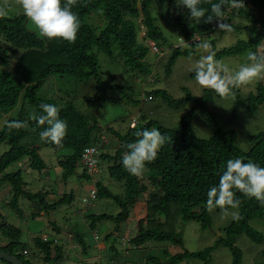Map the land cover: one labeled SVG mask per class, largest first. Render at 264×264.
I'll use <instances>...</instances> for the list:
<instances>
[{
  "label": "trees",
  "instance_id": "1",
  "mask_svg": "<svg viewBox=\"0 0 264 264\" xmlns=\"http://www.w3.org/2000/svg\"><path fill=\"white\" fill-rule=\"evenodd\" d=\"M152 1L79 0L78 5L72 10L78 14L81 27L75 43L72 44L59 39L48 41L45 37L34 34L26 27L25 21L28 18L24 14L0 19V116L8 115L18 109L17 114L6 121H27L29 125L27 129L9 131L5 121L0 127V145L8 146V149L0 154V182L10 186L12 197L9 204L18 213L17 200L19 197L30 201L40 198L39 201L42 202L41 197L46 193H30L20 171L4 173L9 165L26 159L31 169L41 171L44 169L45 163L39 155V150L41 147H47L55 151H70L68 155L57 161V166L65 174H72L78 165V159L83 149L98 143L102 145L100 161L109 164L107 167L109 178L123 183L124 194L121 198L113 195L96 181V198L111 199L117 204L120 211L115 217L106 214H90L87 217L91 227L93 228L96 222L112 221L115 225L113 233L117 232L115 236L120 235V227L128 221L130 208L137 203V198L146 191L153 190V195H156V198L153 202H148V213L144 220L151 224L146 230L140 228L139 234L130 239L127 245L126 242H122V238L121 244L141 248L146 242L157 241L170 242L183 248L182 240L176 231L151 229L162 228L161 222H155L156 218L164 220L163 228H166L177 217L184 221H197L203 229L209 228L211 218L205 209L207 192L210 187L218 185L220 175L226 170V162L229 159L242 158L246 163L251 161L264 167V131L249 137L251 147L248 151L239 149L235 145V132L232 130L222 131L215 116L206 110V103L212 99L213 95H217L214 91H205L200 97L186 94L177 100L169 97L164 90L149 92L147 97L150 96L151 100L154 97H161L172 109L183 108L189 103H193V107L180 118L175 129H169L154 119H148L147 116H151L150 113H139L137 120L139 124L136 121L135 128L130 126L129 120L128 129L123 134L109 126L106 127L105 133L111 135L118 143L117 147L108 152L105 150L107 147L109 148L110 143L105 145V137L102 136L103 132L99 129L93 112L80 111L71 102L62 103L58 101L59 99L46 98L42 93L39 94L45 81L54 75L70 76L79 82L87 81L92 76L97 79L99 67L97 58L92 52L93 49L108 58L118 57L132 70L143 74L147 73L148 67L144 59L147 51L150 50V44L160 45L165 41L161 31L155 25L149 9ZM213 2H217V0H213ZM61 3H65V0H61ZM157 3L172 5L173 12L169 14L168 18L176 25L182 37L188 38L194 33L188 23H195V21L190 18L188 10L180 5L179 0H157ZM248 4L250 5V1L245 3V8L232 9L230 18L226 14L225 22L230 23L235 32L247 29L251 35L249 40L239 39L233 46L218 51L214 48V41H210L216 54L215 59L242 55L248 51L255 52L264 41V0L259 1L257 9H250ZM201 6L208 8L207 14H210L209 5ZM97 10L102 12L104 23L100 29L94 28L85 21L86 17ZM227 10L228 8L225 11ZM237 16H243L249 25L232 24V18ZM214 24L216 25L215 20L212 23L201 21V23L195 24V29L201 35L209 36L213 32L211 27ZM114 51L117 53L114 54ZM171 51L165 67L167 73L176 57L192 55L189 48L184 47H172ZM10 54L17 55L11 71L8 70ZM106 87L120 88L117 85L104 86L97 79L96 93L85 99L87 108L98 110L102 101L101 91ZM234 92L235 101L232 109L234 114L242 107L245 108L246 114H253L256 112L257 106L264 104V86L259 83L255 92H251L245 97L240 95L238 88ZM41 104L56 105L60 109V118L67 121L68 133L63 141V147L57 148L51 142L41 141L39 133L47 125H38L29 119L33 112L38 115L43 114L40 108ZM197 109L202 110L211 126L212 133L207 139H199L191 131V121ZM143 128L149 130L157 128L163 135L172 139L159 150L158 157L154 162L146 163L145 172L140 177H136L129 174L123 167L122 157L128 151L126 145L134 143L138 139L135 132ZM82 176L89 181L85 172ZM233 191L241 201L238 211L242 219L239 221L232 219L223 229L224 238L217 240L215 246L198 252H188L183 249L182 253L168 255L166 261L148 256L145 258L144 264H178L191 258L208 264L207 259L211 252L219 245L229 249L232 255L231 264H242V256L235 246L236 239L244 235L256 244L262 243V236L249 225V222L253 219H261L264 215V207L254 198H248L238 190L233 189ZM72 196V194L64 195L54 202L42 203L45 213L71 202ZM160 214L164 216L160 217ZM0 228L2 235L7 238L5 245L0 244V250L15 256L24 264H29V261L22 259L21 255L17 254V248L22 245L19 241L20 230L4 223ZM110 235L112 234H107L105 239L108 240L107 237ZM77 242L82 246V239L78 238ZM34 244L43 254L45 261L52 260L56 263L61 259L62 248L60 246H54L52 249V244L43 242L40 238H36ZM24 248L21 249L22 254ZM104 251L111 254L108 264H116L115 260L120 254L114 245L107 246ZM261 254L264 258V250ZM101 263L99 261L74 264Z\"/></svg>",
  "mask_w": 264,
  "mask_h": 264
},
{
  "label": "rangeland",
  "instance_id": "2",
  "mask_svg": "<svg viewBox=\"0 0 264 264\" xmlns=\"http://www.w3.org/2000/svg\"><path fill=\"white\" fill-rule=\"evenodd\" d=\"M260 0H250V5L255 9L259 7ZM4 0H0L3 4ZM9 15L14 17L22 15L23 9L17 3V0H8ZM152 17L154 18L155 25L161 31L165 41L157 45L160 49L157 53L148 50L144 59L148 67L147 73H139L126 66L118 57L108 58L103 53L93 49L98 63L97 79L100 80L104 86L117 85L120 88L106 87L102 89V101L98 110L94 111L92 108L86 106L85 99H88L96 93L97 79L92 76L87 81H76L70 76H52L48 78L44 85L41 87L39 94L46 98H54L62 103L71 102L80 111L86 110L92 113L96 120L99 129L103 132L102 136L105 137L106 143H110L106 152L113 150L117 147V141L105 133L106 127H111L115 131L123 134L129 125V120L132 116L138 113L148 114V119H154L164 127L169 129L177 128L180 118L185 112L193 107V103H189L180 109L170 108L161 97H154L153 100L146 99L147 94L153 90H164L166 94L172 99H180L186 94L194 97H200L205 91H212L210 89L202 88L195 79V68L200 58L206 55L202 50L196 49L195 46L184 47L189 48L192 55H179L172 63L170 71L167 73L165 67L168 63L171 49L175 48L181 32L177 29L176 25L169 20L168 16L173 12L172 5H163L153 0L149 6ZM100 10L94 11L85 21L92 25L94 28H102L103 17ZM230 18V14L227 15ZM232 24H241V26H248L243 16L232 18ZM189 28L194 33L195 23L189 22ZM25 25L34 34L40 35L39 31L31 23L29 19L25 21ZM141 33L143 31L141 30ZM250 33L247 29H242L238 32L234 30L217 31L216 29L207 36L201 35V39L208 42L214 41V48L216 51L226 47L233 46L239 39L249 40ZM264 46V41L258 47ZM11 51V50H10ZM249 52V51H248ZM248 52L242 55L223 57L220 60L224 66L228 67L231 72H235L242 65L248 63ZM117 51H114V54ZM17 58V55L9 57L8 70L11 68ZM1 68V67H0ZM258 83L241 86L238 88L240 95L245 97L251 92H255ZM264 86V81L259 82ZM236 89V88H235ZM233 89V91L235 90ZM235 99L231 97L221 98L218 95H213L212 99L206 103L205 107L208 112L213 114L218 122L222 131L232 130L235 132V145L242 151H248L251 147L249 137L264 131V104L256 107V112L253 114H246L244 107L233 113V104ZM18 109L10 112L8 115L0 116V127L9 118H12L17 113ZM141 124V118L139 119ZM138 123V121H137ZM139 124V123H138ZM191 131L199 139H207L211 133V126L207 119L204 117L201 109H197L191 121ZM8 149L5 144L0 145V154ZM103 150V151H104ZM104 151V153H105ZM70 151L59 150L55 151L47 147H41L39 155L44 161V169L41 171L31 169L26 159L19 162L12 163L8 166L4 173H13L16 171L21 172L22 179L26 183L27 190L30 193H46L43 195L42 202L40 198L28 200L19 197L17 200L16 211L9 204L12 197L10 186L7 183L0 182V227L4 223L9 226H14L20 230L19 241L20 245L17 249V254L21 258L29 261V264H74V263H96L101 261V264H108L111 254L105 251H100L102 244L106 247L114 245V248L119 252L118 258L115 260L116 264H144L145 258L148 256L159 258L161 261H166L168 255L182 253L185 249L188 252H198L205 248L215 246L217 240L224 238L223 229L231 222V215L225 216L221 209L208 211L205 207L207 214L211 218L209 228L203 229L197 221H184L177 217L168 224L166 228L161 222L162 228H151L158 230H173L179 235L182 240L183 248L178 245H173L170 242H146L141 248L123 246L121 244L124 240L126 245L130 239L139 234L140 228L146 230L151 223H147L145 216L147 215L148 202H153L156 195H153V190L146 191L137 198V203L130 208V216L137 219L130 218L126 224L120 227V235L117 232L113 233L114 223L112 221L96 222L92 228L90 220L87 216L106 214L116 216L119 207L115 202L108 198H88L87 189L90 182L86 180L82 174L84 172L80 165H77L72 174H65L63 170L57 166V161L68 155ZM108 163L100 161L101 174L95 176V180L107 188L109 192L118 197L124 194L123 183L115 181L108 176L107 167ZM145 170V169H144ZM143 170V172H145ZM146 182V181H144ZM123 188V189H122ZM53 194L56 198H62L64 195L72 194V201L60 205L54 211L45 213L42 203H50L47 196ZM88 198L90 201L84 199ZM34 206H37L34 208ZM134 208V209H133ZM236 211L229 209V212ZM164 215L160 214V217ZM140 221V223H139ZM249 225L262 236V243L256 244L244 235L236 239L235 246L240 251L242 256V264H263L264 258L262 251L264 250V215L261 219H253ZM112 234L105 239L107 234ZM97 239H94V235ZM46 237L48 242L54 246L62 248V257L59 262L52 260L45 261L43 254L35 247L34 240L36 238ZM83 241L82 246L78 244L77 239ZM123 238V240H122ZM56 239V243L52 240ZM122 240V242H121ZM7 241V238L2 235L0 228V244ZM22 247L27 250V254L23 255L21 252ZM83 247V248H81ZM53 256V252H52ZM100 259V260H99ZM208 264H231L232 255L228 248L224 246H216L207 259ZM0 264H7L0 260ZM178 264H203V262L196 258L181 261Z\"/></svg>",
  "mask_w": 264,
  "mask_h": 264
},
{
  "label": "clouds",
  "instance_id": "3",
  "mask_svg": "<svg viewBox=\"0 0 264 264\" xmlns=\"http://www.w3.org/2000/svg\"><path fill=\"white\" fill-rule=\"evenodd\" d=\"M79 0H17L23 9L24 15L31 21L40 35L48 41L62 40L69 44L75 43L77 33L81 27L79 16L72 9L78 5ZM180 5L187 9L190 18L195 24L216 22L217 31H233L232 25L225 22L226 8H245L243 0H179ZM201 5L210 6L208 8ZM8 0L0 4V19H8ZM192 39L196 41L195 48L202 50L203 55L195 68L196 82L205 89L214 91L221 98L231 97L235 99L233 89L264 81V46L255 52L249 51L248 63L242 65L234 73L224 66L223 62L215 59V51L210 42L200 39L195 32ZM192 45L185 42V47ZM43 114L33 112L29 119L38 125H47L39 133L41 141L51 142L57 148L63 147V141L68 133L66 120L60 118V109L53 104H41ZM9 131L27 129V121H6ZM136 127L135 124L132 125ZM135 136L138 138L134 143H128V149L122 157L123 167L129 174L140 177L143 174L146 163L154 162L159 150L171 137L163 135L157 128H143L137 130ZM238 190L248 198H254L264 207V167L254 162H245L242 158L229 159L226 162V170L220 175L219 183L209 188L207 192L206 206L208 211L220 208L225 216L231 215L233 220L239 221L241 201L236 197ZM229 209L236 211L229 212ZM48 242V241H47Z\"/></svg>",
  "mask_w": 264,
  "mask_h": 264
},
{
  "label": "built area",
  "instance_id": "4",
  "mask_svg": "<svg viewBox=\"0 0 264 264\" xmlns=\"http://www.w3.org/2000/svg\"><path fill=\"white\" fill-rule=\"evenodd\" d=\"M250 0H243L244 4L246 2H249ZM248 7L250 9H253V7H251V5L248 4ZM232 12V9H228L226 11V14H230ZM226 18V16H225ZM212 30L216 29V25H212L211 27ZM194 34V33H193ZM192 35H190L188 38H184L182 36H180L178 38V42L177 44L175 45V48L177 47H185V42L194 46L196 41H194L192 39ZM197 36L201 39V35H198ZM191 46V47H192ZM150 50L153 52V53H157L158 51H160L159 47L153 43L150 44ZM146 99L149 101L151 100V97L148 96L146 97ZM139 114V113H138ZM138 114L135 115V116H132L130 118V126L132 127L133 124H136V121L138 120ZM101 149H102V145L101 144H94V145H90V146H87L83 149L79 159H78V165H80L84 172L87 174V176L89 177V181L92 185L91 189L89 190L88 192V198L90 199H95L96 198V187H95V183H96V180H95V176L97 175H100L101 174V169H100V159H99V156L101 154ZM88 198L84 199L86 201H90L88 200ZM96 236V237H95ZM94 239H97V235L95 234L94 235ZM47 238L43 236L42 238V241L43 242H47ZM127 240V239H126ZM124 240V241H126ZM53 243H56V239H53L52 240ZM27 254V251L24 250L23 251V255H26Z\"/></svg>",
  "mask_w": 264,
  "mask_h": 264
},
{
  "label": "water",
  "instance_id": "5",
  "mask_svg": "<svg viewBox=\"0 0 264 264\" xmlns=\"http://www.w3.org/2000/svg\"><path fill=\"white\" fill-rule=\"evenodd\" d=\"M0 260L4 261L7 264H24L23 262L19 261L18 258H16L15 256L5 253L2 250H0Z\"/></svg>",
  "mask_w": 264,
  "mask_h": 264
},
{
  "label": "crops",
  "instance_id": "6",
  "mask_svg": "<svg viewBox=\"0 0 264 264\" xmlns=\"http://www.w3.org/2000/svg\"><path fill=\"white\" fill-rule=\"evenodd\" d=\"M91 187H92V185L90 184V186L88 187L87 191H89V190L91 189ZM47 199H48L50 202H54V201H56L58 198H56L53 194H50V195L47 196ZM135 206H136V205H135ZM36 207H37V206H34V208H36ZM36 209H38V208H36ZM133 209H134V208H133ZM130 218H135V219H137V216H136V214H135V217L130 216ZM130 218H128V221H129ZM2 244L5 245L6 242H4V243H2ZM101 246H102V248L99 249V250H100V251H104V250L106 249V245L103 243Z\"/></svg>",
  "mask_w": 264,
  "mask_h": 264
}]
</instances>
